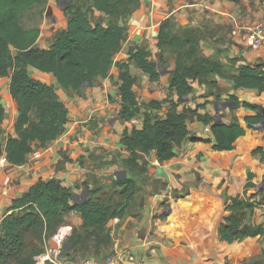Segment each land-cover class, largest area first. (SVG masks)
Here are the masks:
<instances>
[{
  "label": "crops",
  "instance_id": "obj_1",
  "mask_svg": "<svg viewBox=\"0 0 264 264\" xmlns=\"http://www.w3.org/2000/svg\"><path fill=\"white\" fill-rule=\"evenodd\" d=\"M69 1L47 0L23 14L24 27L39 28L35 42L38 48H48L55 33L66 28L64 4ZM76 3L85 8L91 0ZM91 16L103 25L107 23L103 12L94 10ZM167 18L172 19L174 30L199 28L204 36L200 40L204 55L220 58L231 71V57H241L237 64L264 63V43L253 45L246 32L232 33L237 24L259 26L264 33V0H139L135 10L118 21L125 28V39L107 77L73 91L61 87L52 73L28 66L29 74L55 87L67 108V120L63 134L44 146L34 144L24 163L8 162L0 169V220L10 200L39 180L58 179L74 189L78 200L86 194L83 183L90 188L97 183L107 185L113 176L123 177L121 173L125 172V176L136 181L137 193L125 214L108 222L112 240L92 258L113 255L118 264H264V235L246 236L229 244L219 236V226L231 213L227 206L234 198L250 196L259 201L257 207L245 212L242 225L264 226L263 120L237 138L232 149L215 150L210 124L193 116L186 119L189 136L205 141L186 137L173 146L174 156L167 160L150 152L144 156L143 173L123 165L128 152L120 136L124 130L140 128L143 115L130 120L121 117L117 62H126L131 48L149 49L158 62L160 80L151 81L130 63V71L136 77L133 90L140 103L167 100L156 112L164 117L169 102L177 100L176 93L168 87L174 59L169 49L160 51L157 46L160 23ZM209 79L211 83L192 80V90L178 109H196L224 123L233 119L245 123L246 116L256 114L244 102L259 105L264 114V91L237 89L233 80L218 75ZM9 81V75L0 76V101L5 111L0 123V156L6 155L7 138L17 136L14 123L18 108ZM230 95L237 97L238 106L228 100ZM249 173H254L252 179H248ZM81 225L80 213L71 211L61 226L65 227L67 238L73 227ZM53 243L49 238L46 247Z\"/></svg>",
  "mask_w": 264,
  "mask_h": 264
},
{
  "label": "trees",
  "instance_id": "obj_2",
  "mask_svg": "<svg viewBox=\"0 0 264 264\" xmlns=\"http://www.w3.org/2000/svg\"><path fill=\"white\" fill-rule=\"evenodd\" d=\"M46 1L0 0V76L9 75V90L18 108L14 123L17 136H9L5 144L7 161L13 165L24 163L34 144L44 146L62 135L67 120V108L55 87L29 74L28 66L52 73L61 87L73 91L107 77L114 56L125 39V28L118 21L139 5V0H91L82 8L76 0L65 2L66 28L55 33L48 48H38L35 42L39 28L24 27L22 16L33 5ZM94 10L107 15L105 25L92 18ZM174 28L172 19L167 18L160 23L157 33L159 50L169 49L175 63L168 87L176 93L177 100L169 102L164 117L156 112L167 100L140 103L133 90L136 77L130 71V63L137 65L151 81L160 80L158 62L152 58L149 49L143 46L131 48L126 62H117L121 117L130 120L138 114L143 115L140 128H133L130 132L124 130L120 136V142L128 152L123 165L138 173L145 172L144 156L152 151L158 159L167 160L174 156L173 146L186 137L205 141L189 136L188 118L196 116L210 124L215 150L232 149L237 138L264 118L259 105L247 102L244 105L255 110L256 114L246 116L245 123L237 119L224 123L211 114L198 113L192 108L179 110L178 104L192 90L190 82L211 83L209 78L213 75L233 80L237 89L264 91V63L237 64L241 57H231V71L220 58L201 53L200 40L204 36L199 28ZM228 100L236 106L240 104L234 95ZM4 118L0 101V123ZM253 177L254 173L248 174V179ZM83 189L86 191L84 198L76 200L72 187L51 178L35 182L21 196L12 198L0 220V264H37L36 257L44 253L46 241L57 232L71 211L80 213L82 225L73 227L63 243L66 258L76 260L79 255L83 258L96 255L102 247L109 245L112 236L108 222L125 214L137 193V183L133 177L113 176L107 185L97 183L90 188L85 182ZM258 205L259 201L250 196L232 199L227 206L231 213L219 226L220 238L229 244L246 236L264 235L262 225H242L245 212Z\"/></svg>",
  "mask_w": 264,
  "mask_h": 264
},
{
  "label": "built area",
  "instance_id": "obj_3",
  "mask_svg": "<svg viewBox=\"0 0 264 264\" xmlns=\"http://www.w3.org/2000/svg\"><path fill=\"white\" fill-rule=\"evenodd\" d=\"M247 33V39L253 45H261L264 43V33L259 26L253 27L250 25L241 26L234 25L233 34ZM8 163L6 155L0 156V169ZM65 227H59L57 232L51 237L53 245L46 247L44 253L36 257L37 264H118L117 258L113 255H107L103 258L86 257L83 259L71 260L63 255V243L66 239L67 231Z\"/></svg>",
  "mask_w": 264,
  "mask_h": 264
},
{
  "label": "water",
  "instance_id": "obj_4",
  "mask_svg": "<svg viewBox=\"0 0 264 264\" xmlns=\"http://www.w3.org/2000/svg\"><path fill=\"white\" fill-rule=\"evenodd\" d=\"M158 67H159V65H158ZM86 85L87 84H85L84 86H86ZM217 119H219V118H217ZM262 124H264V118H263ZM258 127L261 128V125H258ZM121 174H122L123 177H125V175H126L125 172H122ZM83 195L85 196V192L83 193ZM84 196H83V198H84ZM75 199L77 200L76 196H75Z\"/></svg>",
  "mask_w": 264,
  "mask_h": 264
},
{
  "label": "rangeland",
  "instance_id": "obj_5",
  "mask_svg": "<svg viewBox=\"0 0 264 264\" xmlns=\"http://www.w3.org/2000/svg\"><path fill=\"white\" fill-rule=\"evenodd\" d=\"M203 51H204V50L201 49V53H202L203 55L206 54V53H204ZM212 57H213V56H212ZM261 202L263 203L264 200L262 199ZM87 256H93V255H86V257H87ZM99 257H100V256H99ZM80 258H83V256L79 255V256H78V259H80Z\"/></svg>",
  "mask_w": 264,
  "mask_h": 264
}]
</instances>
